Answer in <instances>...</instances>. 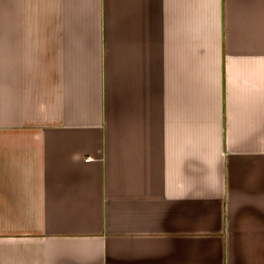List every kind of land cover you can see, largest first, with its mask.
Instances as JSON below:
<instances>
[{
	"label": "crops",
	"instance_id": "0c3cea01",
	"mask_svg": "<svg viewBox=\"0 0 264 264\" xmlns=\"http://www.w3.org/2000/svg\"><path fill=\"white\" fill-rule=\"evenodd\" d=\"M0 264H264V0H0Z\"/></svg>",
	"mask_w": 264,
	"mask_h": 264
}]
</instances>
